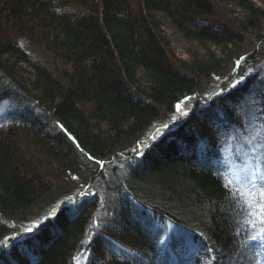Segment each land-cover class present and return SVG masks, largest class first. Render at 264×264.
Instances as JSON below:
<instances>
[{"label":"trees","instance_id":"16d2710c","mask_svg":"<svg viewBox=\"0 0 264 264\" xmlns=\"http://www.w3.org/2000/svg\"><path fill=\"white\" fill-rule=\"evenodd\" d=\"M10 98L0 264H264V0H0Z\"/></svg>","mask_w":264,"mask_h":264},{"label":"snow or ice","instance_id":"6c2138e0","mask_svg":"<svg viewBox=\"0 0 264 264\" xmlns=\"http://www.w3.org/2000/svg\"><path fill=\"white\" fill-rule=\"evenodd\" d=\"M260 147L264 148V144H261ZM252 151L255 152V149H252ZM244 171L246 173L244 179L250 187L247 188L246 193L242 192L241 194L251 197L252 203H249L247 199L245 203H248L250 208L254 207L256 209L257 217L261 224H264V153L261 154L260 158L254 155L249 158L245 163ZM231 184L232 181H229V184L225 186L228 187ZM237 191H240V189H237ZM250 239L257 241L259 247L264 249V228H260L257 234L252 235ZM257 255H260V253H257Z\"/></svg>","mask_w":264,"mask_h":264},{"label":"rangeland","instance_id":"374dc122","mask_svg":"<svg viewBox=\"0 0 264 264\" xmlns=\"http://www.w3.org/2000/svg\"><path fill=\"white\" fill-rule=\"evenodd\" d=\"M22 103H18L14 98L10 99H1L0 100V116L6 112H11V111H19L20 108H22ZM245 157L244 159H246ZM248 159H246L247 161ZM245 166V165H244ZM233 173L235 174V179L237 180L238 183L244 186H250L248 185L247 181L244 179L246 173L244 171V168H241L239 166L233 165L232 167ZM87 255L85 254L83 256V259H86Z\"/></svg>","mask_w":264,"mask_h":264}]
</instances>
